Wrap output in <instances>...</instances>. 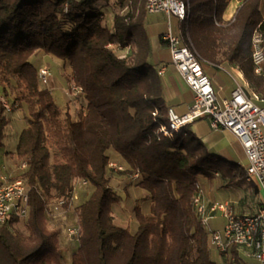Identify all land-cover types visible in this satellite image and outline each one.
Returning a JSON list of instances; mask_svg holds the SVG:
<instances>
[{
	"label": "trees",
	"instance_id": "obj_1",
	"mask_svg": "<svg viewBox=\"0 0 264 264\" xmlns=\"http://www.w3.org/2000/svg\"><path fill=\"white\" fill-rule=\"evenodd\" d=\"M144 1L0 0V153L10 115L26 105L25 127L8 154L18 166L26 162L17 178L29 195L22 230L17 218L0 225V264H61L59 235L46 215L51 202L65 201L68 209L79 181L92 193L75 211L79 233L71 264H218L210 258L208 232L193 198L201 180L218 174L224 185L243 183L237 175L244 171L209 151L189 125L171 137L160 132L168 108L150 63ZM229 1L187 0L189 15L178 20L177 36L202 69L236 63L264 100V68L254 73L251 46L258 29L264 52V0H244L234 18L224 21ZM163 36L159 42L166 46ZM38 52L70 68L67 81L86 102L76 119L55 102L46 88L50 80L40 83L33 63ZM13 81L16 97L10 102ZM110 163L130 179L136 174L148 197V212L133 207V231L113 219L118 201Z\"/></svg>",
	"mask_w": 264,
	"mask_h": 264
},
{
	"label": "built area",
	"instance_id": "obj_2",
	"mask_svg": "<svg viewBox=\"0 0 264 264\" xmlns=\"http://www.w3.org/2000/svg\"><path fill=\"white\" fill-rule=\"evenodd\" d=\"M144 7L147 14H163L177 20H185L189 15L187 0H145ZM163 40L168 48L171 64L174 66L182 80L194 94L193 104L184 114H177L173 109H167V124L160 127L164 136L171 137L196 120L207 119L213 130H226L233 134L241 143L244 151L246 165L244 166L245 181L253 184L258 191L264 194V100L256 94H248L237 86L231 96L219 102L216 98L211 80L204 73L198 57L185 47L180 38L169 25ZM263 36L258 29L253 31L251 38L252 65L255 74H261L264 68ZM120 58L124 53L120 52ZM163 67L158 75L163 74ZM51 78L47 67L38 71L41 84L47 85ZM78 96L80 90L72 88ZM1 102L7 111L10 106L4 98ZM155 115V114H153ZM114 170H121L115 163H110ZM26 162L19 166L25 169ZM217 177L218 174H215ZM137 178V175H133ZM86 186V181L76 183ZM75 190V189H74ZM74 193L69 200L72 204ZM61 201L60 204H64ZM194 212L206 229L210 220L220 216L224 221L221 230L208 232L209 245L218 253H226L231 247L244 249L256 264H264V204L251 215H234L227 204H212L209 208L204 204L201 186L197 184V193L193 198ZM218 214V215H217ZM29 215V195L21 179L13 182L1 178L0 184V225L11 218L20 221L26 220ZM78 226L71 228L68 234L71 239L77 240Z\"/></svg>",
	"mask_w": 264,
	"mask_h": 264
},
{
	"label": "rangeland",
	"instance_id": "obj_3",
	"mask_svg": "<svg viewBox=\"0 0 264 264\" xmlns=\"http://www.w3.org/2000/svg\"><path fill=\"white\" fill-rule=\"evenodd\" d=\"M115 0H110L112 4ZM115 12H118V8H114ZM264 15V9H261ZM147 33L150 43L151 52L160 57L161 59L168 61L169 54L166 48H162L159 42V36L165 34L169 25L174 33L177 31L178 20L174 17H166L163 14L147 15L146 17ZM33 63L37 68L47 67L50 71L51 78L46 88L51 89L52 96L62 112L69 111L74 119H76L80 112H84L86 102L81 97L76 96L72 92V88L75 87L71 82L67 81L66 76L70 73V68L65 66L61 61L46 56L41 52L35 54ZM15 81L10 86L7 93H10V102L16 97L15 93ZM27 116V106L22 105V108L10 115L11 124L6 129L7 137L4 141V148L1 152L14 150L17 138L20 131L25 127V117ZM229 141L233 142V137L229 136ZM239 150L236 145L231 146L229 149L231 152ZM113 154V152H109ZM233 154V161L238 164H242L241 158L237 155V151ZM122 167L126 166L123 163ZM123 167V168H124ZM113 170L111 175V188L118 201L113 206V219L117 225L128 227L132 231L135 230L136 221L133 215V207L135 205L140 206L144 213L148 212L149 201L146 193L138 187L137 178H129L124 174L117 173ZM18 162L14 158H6L2 154L0 156V177L5 181L13 182L19 175ZM238 179H242V175H237ZM18 179V178H17ZM220 178L214 176L219 187L217 193L211 197L215 203L227 204L229 210L234 215H251L257 211L259 206L264 204V194L258 189L250 185L247 182H238L233 184L224 185ZM1 181V180H0ZM201 180L200 182H202ZM198 183L202 189V183ZM92 193V188L89 186H82L77 184L74 190V200L70 204L69 209H65L63 204L51 202V211L47 213L48 226L51 230L58 232V253L60 256L61 264H71V256L77 248V241L71 239L68 231L78 225V219L76 215V209L81 205ZM208 196V195H207ZM218 215V214H217ZM23 221H20L16 228L22 230ZM224 225L223 219L218 215L209 222V226L206 227L207 231L221 230ZM210 246V245H209ZM210 251L213 258H217L219 253L210 246Z\"/></svg>",
	"mask_w": 264,
	"mask_h": 264
},
{
	"label": "crops",
	"instance_id": "obj_4",
	"mask_svg": "<svg viewBox=\"0 0 264 264\" xmlns=\"http://www.w3.org/2000/svg\"><path fill=\"white\" fill-rule=\"evenodd\" d=\"M243 1L244 0H230L221 18L224 21L233 19L237 9L242 5ZM261 9H264V2L261 5ZM160 46L164 49L166 48V51H168L167 46L161 44ZM150 63L154 65L157 72H160L163 67L165 68L163 74L159 75V77L161 79L163 98L167 108L173 109V111L179 115L186 113L193 104L194 94L182 80L174 66H172L170 57L168 61H165L152 53ZM203 69L204 73L211 80L212 87L219 102L229 98L237 86L242 87L248 94H254L251 86L245 80L244 75L236 63H223L219 66L204 65ZM189 129L209 151L228 162L239 165L244 171V166L246 165L244 151L241 143L233 134L226 130H213L207 119L196 120L189 125ZM229 136L233 137V142L229 141ZM234 145L239 147V150H237V148L235 150L243 162L241 165L232 159V153L236 151L231 152L229 148ZM9 152H12V150L1 152L0 156L3 154L4 157L10 158ZM218 187L219 185L216 180L202 181L203 200L208 208L212 204H217L209 196H213V194L217 193ZM210 258L218 264H256L255 260L247 254L246 250L237 248L229 250L226 253H219L216 259L213 258L210 251Z\"/></svg>",
	"mask_w": 264,
	"mask_h": 264
}]
</instances>
